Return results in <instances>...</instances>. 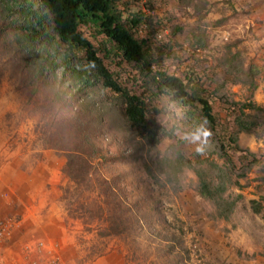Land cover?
<instances>
[{
	"label": "rangeland",
	"instance_id": "1",
	"mask_svg": "<svg viewBox=\"0 0 264 264\" xmlns=\"http://www.w3.org/2000/svg\"><path fill=\"white\" fill-rule=\"evenodd\" d=\"M168 2L177 6L176 0ZM203 2L207 5L200 19L191 8H178L177 24L183 28L175 40L184 49V65L195 55L205 61L211 89L223 85L232 101H251L264 109V0ZM200 31L206 47L192 54L191 35ZM228 47L241 62V72L234 75L221 64ZM4 60L0 54V64ZM250 64L258 68L253 92L244 75ZM43 100L41 88L30 97L16 79L0 80V208L6 207L0 210L1 263L264 264V209L254 214L250 208L253 200L264 206L262 140L240 135L241 147L254 152L260 164L238 181L232 173L226 176L235 209L228 220L214 222L207 217L211 207L193 189L174 194L160 178L157 183L150 180L135 134L115 111L101 112L100 120L95 112H82L79 122L84 120L94 131L105 159L91 182H71L63 172L66 159L60 144L55 148L48 134ZM166 121L160 118L161 124ZM170 147L171 142L163 145V149ZM181 149L189 157L198 151L205 160L203 169L212 178L218 169H225L208 140L200 144L199 138L186 136ZM189 178H194L190 172ZM107 188L116 189L115 204L111 196L106 197L110 194H104ZM12 196L24 198L20 211L30 210V216L23 218L13 209ZM114 205L126 208L124 216L138 219L137 225L129 221L125 228L109 230L108 210ZM26 231L33 234L31 238Z\"/></svg>",
	"mask_w": 264,
	"mask_h": 264
},
{
	"label": "trees",
	"instance_id": "2",
	"mask_svg": "<svg viewBox=\"0 0 264 264\" xmlns=\"http://www.w3.org/2000/svg\"><path fill=\"white\" fill-rule=\"evenodd\" d=\"M176 4L0 0V54L5 59L0 80L16 79L30 97L43 89L48 134L55 148L60 144L66 159L63 172L71 182L90 181L105 159L94 131L84 120L79 122L82 112L92 111L98 117L103 111H115L135 134L134 142L144 156L143 170L153 183L160 178L174 194L191 188L211 207L210 220H228L236 200L230 199L226 176L232 173L238 181L260 164L254 152L241 147L240 135L264 142V109L251 101H232L223 85L211 89L205 61L195 55L184 65V49L175 40L183 28L177 24L178 8H191L200 19L207 4L203 0H176ZM191 38L192 54L206 47L204 32ZM226 49L222 67L233 75L241 72L239 54ZM244 75L253 92L258 68L250 64ZM162 117L166 123L161 124ZM186 136L199 138L200 144L208 140L225 169L210 177L198 151L189 157L181 149ZM166 142H171L169 149H163ZM189 172L194 178L187 179ZM115 190L104 191L113 204L118 199ZM250 204L254 214L262 213L259 201ZM114 206L108 210L109 230L125 228L129 221L137 225L138 219L124 216L126 208Z\"/></svg>",
	"mask_w": 264,
	"mask_h": 264
},
{
	"label": "crops",
	"instance_id": "3",
	"mask_svg": "<svg viewBox=\"0 0 264 264\" xmlns=\"http://www.w3.org/2000/svg\"><path fill=\"white\" fill-rule=\"evenodd\" d=\"M3 192H4L5 195L7 194V195H9V196L12 194V192H9V191H8V192L3 191ZM11 199H12V206H13V209H15V211H17L19 214H22V217H23V218H27L28 216L31 215V212H29L30 210H29L28 212H21V211H20V210H21L20 207L22 206L21 203H24V201H25L23 197H22V198H21V197L19 198V197H17V196H12ZM5 208H6V207L0 208V210H1V209L3 210V209H5ZM0 215H1V211H0ZM32 216H33V214H32ZM34 217H35V216H34ZM35 218H36V217H35ZM24 234H25L26 236H28L29 238H31L32 235H33L32 233L29 234L27 231H26Z\"/></svg>",
	"mask_w": 264,
	"mask_h": 264
},
{
	"label": "built area",
	"instance_id": "4",
	"mask_svg": "<svg viewBox=\"0 0 264 264\" xmlns=\"http://www.w3.org/2000/svg\"><path fill=\"white\" fill-rule=\"evenodd\" d=\"M1 223H0V240L3 238V227H1ZM0 264H3L0 262ZM12 264H28V263H12Z\"/></svg>",
	"mask_w": 264,
	"mask_h": 264
},
{
	"label": "clouds",
	"instance_id": "5",
	"mask_svg": "<svg viewBox=\"0 0 264 264\" xmlns=\"http://www.w3.org/2000/svg\"><path fill=\"white\" fill-rule=\"evenodd\" d=\"M209 135H210V133H209Z\"/></svg>",
	"mask_w": 264,
	"mask_h": 264
}]
</instances>
